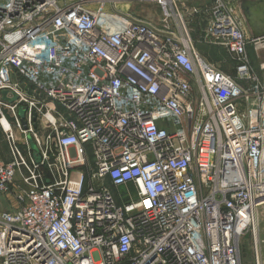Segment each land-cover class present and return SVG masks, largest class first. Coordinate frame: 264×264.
Masks as SVG:
<instances>
[{"label": "built area", "instance_id": "2783aa9c", "mask_svg": "<svg viewBox=\"0 0 264 264\" xmlns=\"http://www.w3.org/2000/svg\"><path fill=\"white\" fill-rule=\"evenodd\" d=\"M105 1L0 0V264H242L248 236L264 264V39L216 0L205 39L233 76L180 0H140L177 16L168 32Z\"/></svg>", "mask_w": 264, "mask_h": 264}, {"label": "rangeland", "instance_id": "374dc122", "mask_svg": "<svg viewBox=\"0 0 264 264\" xmlns=\"http://www.w3.org/2000/svg\"><path fill=\"white\" fill-rule=\"evenodd\" d=\"M221 1L230 4V6H233L239 13H241L239 4L242 0ZM215 2L216 0H180L177 4L180 13L183 15L188 32L191 34L194 40L195 49L210 63L220 67L230 75L235 76L237 62L231 57L228 49L219 43L209 44L205 39L206 29L211 23L212 7H214ZM102 4L104 7V13H117L119 15V21L124 20L126 18L125 16H127L135 21L147 23L151 27H154L155 29H158L162 32H168V26L172 29H175L177 23L179 22L177 16L175 15L174 17L169 18V20H166L165 11L160 6L145 1L106 0ZM97 6L98 5H95V7ZM245 31L248 36L251 35L247 25L245 26ZM248 55L255 71L257 73H261V65L264 63V45L249 46ZM24 113L25 109L23 106H21L20 116H23ZM31 143L35 150V143L32 140ZM5 147V135L0 128V152L3 151L2 149L5 150ZM1 155L4 156V152H1ZM8 196H0V211L3 209H11L12 207L16 206L14 196ZM261 237L264 238L263 227ZM241 242L242 264H255V254L250 237H243Z\"/></svg>", "mask_w": 264, "mask_h": 264}, {"label": "water", "instance_id": "95a60500", "mask_svg": "<svg viewBox=\"0 0 264 264\" xmlns=\"http://www.w3.org/2000/svg\"><path fill=\"white\" fill-rule=\"evenodd\" d=\"M242 16L253 38L264 39V0H242L239 4ZM263 222V226H262ZM264 203L258 207V237L262 261L264 262Z\"/></svg>", "mask_w": 264, "mask_h": 264}, {"label": "crops", "instance_id": "0c3cea01", "mask_svg": "<svg viewBox=\"0 0 264 264\" xmlns=\"http://www.w3.org/2000/svg\"><path fill=\"white\" fill-rule=\"evenodd\" d=\"M6 140V139H5ZM2 149V148H1ZM3 151L1 152H4V156L1 155V152H0V156L3 157L5 160H9L10 159V155H9V150H8V145H7V142H6V147H5V150L2 149ZM3 210H8V209H3Z\"/></svg>", "mask_w": 264, "mask_h": 264}]
</instances>
